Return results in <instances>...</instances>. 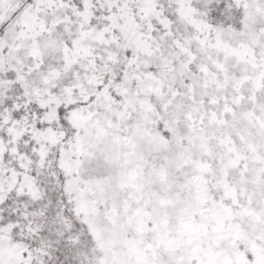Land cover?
I'll list each match as a JSON object with an SVG mask.
<instances>
[{
    "label": "snow or ice",
    "instance_id": "obj_1",
    "mask_svg": "<svg viewBox=\"0 0 264 264\" xmlns=\"http://www.w3.org/2000/svg\"><path fill=\"white\" fill-rule=\"evenodd\" d=\"M0 264H264V0H0Z\"/></svg>",
    "mask_w": 264,
    "mask_h": 264
}]
</instances>
